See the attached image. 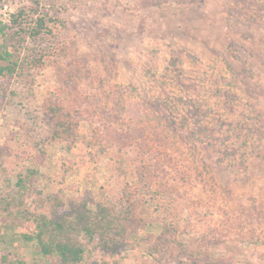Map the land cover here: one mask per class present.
Returning <instances> with one entry per match:
<instances>
[{
  "label": "rangeland",
  "instance_id": "1",
  "mask_svg": "<svg viewBox=\"0 0 264 264\" xmlns=\"http://www.w3.org/2000/svg\"><path fill=\"white\" fill-rule=\"evenodd\" d=\"M21 6L32 3L0 0L1 13ZM42 6L65 22L42 43L50 52L43 73L33 85L0 80V256L65 264L41 256L21 238L6 219L3 198L19 196L18 175L30 168L38 170L32 182L38 191L25 198L32 205L34 199L62 196L71 211L104 196L120 197L127 178L115 165V153L110 160V154L88 152L91 133L104 126L98 114L148 125V116L158 120L153 108L160 97L179 112L175 138L181 150L209 166L204 181L197 171L187 183L172 174L165 187L183 223L191 216L196 231L217 229L221 242L196 247L197 254L227 264H264V251L233 241L220 223L236 228L259 216L261 229L264 219V0H44ZM51 94L86 118L72 141L50 139L44 103ZM242 125L252 130L246 158L237 151L231 161L224 152L240 148L232 130ZM202 210L206 216L196 214ZM161 231L159 223L139 225L121 252L92 243L74 264H156L144 236Z\"/></svg>",
  "mask_w": 264,
  "mask_h": 264
},
{
  "label": "trees",
  "instance_id": "2",
  "mask_svg": "<svg viewBox=\"0 0 264 264\" xmlns=\"http://www.w3.org/2000/svg\"><path fill=\"white\" fill-rule=\"evenodd\" d=\"M29 1L31 7L21 6L0 12L1 81L18 79L27 85L35 84L50 56L42 43L54 34L57 24H65L59 17L41 10L44 0ZM171 100L169 98L170 103ZM154 103L153 111L159 113L158 120H151L148 116V125L131 123L120 114L102 111L98 116L104 126L91 133L87 143L90 155L115 153V165L127 178L122 182L120 197L104 196L93 205L86 203L71 211L65 210L62 196L50 198L52 202L46 198L34 199L32 205L25 198L38 191L32 184L37 181L38 170L30 168L18 175L16 186L19 196L3 198L6 219L12 227L20 229L21 238L29 242L38 254L48 258L56 256L65 264L79 263L84 260L89 244L95 243L104 252H121L139 225L159 223L162 228L159 235L144 236L149 242L147 252L156 264H227L222 259L208 260L196 252V247L204 248L221 242L218 232H214L217 229L196 231L191 227V216L183 223L171 208L173 199L165 189L169 177L178 175L179 181L187 183L197 171L199 179L204 181L209 166L201 162L198 155H188L181 150L175 138L178 127H181L179 112H173L176 108H170V104L160 97H156ZM44 105L50 120V139L53 142L74 140L81 122L86 119L83 114L56 94L49 95ZM164 106L170 109L172 118L168 112H161ZM259 121L261 129H264V117L260 113ZM245 127L242 125L232 130V135L242 143L238 150L230 148L224 152L231 161L237 159V151L246 158L244 148L252 137V130ZM1 157L0 150V165ZM220 159L224 161L225 158ZM212 179L213 176L209 183ZM202 213L203 210L196 212ZM248 217V225L238 223L236 228L234 224L230 226L221 221L222 232L232 235L233 241L264 251V219L259 229V216ZM190 240L192 246L188 243ZM21 263V260H9L8 255L0 256V264Z\"/></svg>",
  "mask_w": 264,
  "mask_h": 264
},
{
  "label": "crops",
  "instance_id": "3",
  "mask_svg": "<svg viewBox=\"0 0 264 264\" xmlns=\"http://www.w3.org/2000/svg\"><path fill=\"white\" fill-rule=\"evenodd\" d=\"M33 247V246H32Z\"/></svg>",
  "mask_w": 264,
  "mask_h": 264
}]
</instances>
